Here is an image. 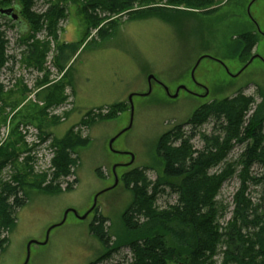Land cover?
Instances as JSON below:
<instances>
[{
	"label": "rangeland",
	"instance_id": "1",
	"mask_svg": "<svg viewBox=\"0 0 264 264\" xmlns=\"http://www.w3.org/2000/svg\"><path fill=\"white\" fill-rule=\"evenodd\" d=\"M19 1L0 0V11L19 10V21L5 23L8 18L3 19L4 25L12 26L5 25L3 30L9 41L7 54L15 60L9 59L0 69V83L5 86L0 101V149L16 150L17 159L0 172V188L7 182L20 183L19 197L24 198L25 206L16 210L13 230L3 233L7 243L0 264H24L31 242L35 244L29 264H93L108 252L91 231L96 219L104 218V231L111 236L112 246L124 233L123 215L133 200L124 177L144 170L152 183L165 178L157 154L162 136L178 126L189 135V120L207 104L244 96L253 101L249 117L264 105V0L252 5L251 18L248 7L252 0H137L132 10H142L144 15H114L98 6L95 10L88 7L99 0H40L34 13L43 15L58 7L63 17L58 23L49 22L52 30L45 28L31 38L25 36L27 25ZM95 15L101 19L98 27L92 19ZM24 39L25 45L21 44ZM31 44L37 47L34 57L28 51ZM66 46L78 52L61 68L57 57ZM203 56L216 61L204 59L194 81L192 71ZM254 56L258 58L242 72ZM221 63L230 75H239L230 76ZM150 77L155 78L151 94L144 96L150 90ZM199 86L208 89L206 98L180 91L172 99L164 89L173 96L186 87L203 96L205 91ZM53 98L64 100L51 104ZM131 122L130 130L111 149V140ZM215 127L216 122L210 120L197 131L191 141L194 149L205 147L202 135L211 136ZM70 134L73 140L90 142L72 153L76 167L71 174L54 180L56 143ZM243 150V145H236L229 161L239 159ZM224 165L210 174H220ZM115 167L118 186L107 191L115 184ZM261 172L258 167L253 169V175ZM239 187L235 176L218 197L227 209L223 225L232 218ZM263 190L251 186L255 204L263 202L264 206ZM99 194L97 208L86 220L70 212L84 216ZM176 201L177 196L167 193L157 205L166 209ZM132 257L129 249L122 248L101 264H132ZM216 260L220 264L222 257Z\"/></svg>",
	"mask_w": 264,
	"mask_h": 264
},
{
	"label": "trees",
	"instance_id": "2",
	"mask_svg": "<svg viewBox=\"0 0 264 264\" xmlns=\"http://www.w3.org/2000/svg\"><path fill=\"white\" fill-rule=\"evenodd\" d=\"M38 1H19L21 17L27 25L25 36L36 35L48 27L52 30L53 24L49 26V22L58 23L63 17L62 10L57 11L58 7L43 15L34 13L33 8ZM136 2L99 0L96 5L88 7L95 10L98 6L114 15L122 12L144 15L146 12L142 10H132ZM185 2L195 3L196 0ZM51 16L53 19L49 20ZM3 19L5 17L0 14V69L9 59L15 60L7 54L9 41L6 30H3L6 25ZM92 19L95 27L101 24L96 15ZM11 22V19L5 21ZM6 28L12 26L6 25ZM250 40L253 42L254 39ZM21 44H26L25 39ZM36 48L34 44L28 46L31 57L36 56ZM59 51L57 64L61 68L67 67L78 52L69 46L61 47ZM35 67L42 69L40 65ZM4 93L5 86L0 83V101ZM63 100L53 98L51 104H60ZM252 103V99L239 96L204 105L189 120V135L184 133L182 126H178L162 136L157 154L162 160L165 178L152 183L144 170H134L124 177L133 196L123 215L124 233L112 246L111 236L104 231V218L96 219L91 231L108 252L93 264L110 260L112 254L122 248L132 253V264H218L217 257H222L220 264H264V206L263 202L255 204L250 197L251 186L264 189V105L249 117ZM210 120L216 122L214 133L202 135L205 147L194 149L191 141ZM73 139L70 134L67 139L56 143L58 150L52 164L54 180L71 174L76 167L72 153L90 142ZM236 145H243L244 150L239 159L229 161ZM16 159V150L0 149V172L9 164L13 165ZM222 164L225 165L220 174H210ZM255 167L262 171L260 175H253ZM235 176L240 180V187L233 199L232 218L223 225L221 220L226 217L227 209L222 208L218 197L224 185ZM21 190L20 183L14 186L7 182L0 188V253L7 243L2 238L3 233L13 230L17 222L16 210L25 206L24 198L19 197ZM167 193L177 196L176 204L161 209L157 205L158 200Z\"/></svg>",
	"mask_w": 264,
	"mask_h": 264
},
{
	"label": "water",
	"instance_id": "3",
	"mask_svg": "<svg viewBox=\"0 0 264 264\" xmlns=\"http://www.w3.org/2000/svg\"><path fill=\"white\" fill-rule=\"evenodd\" d=\"M256 1H257V0H252V1L250 2V4H249V7H248V15H249L250 18H251V14H250L251 7H252V5H253ZM0 14L3 15V16H5V17L10 18V19L13 20V21H19V12L16 11V10H14V9H6V10H2V11H0ZM257 28H258V27H257ZM257 33H258V34H261L259 29H258ZM257 58H258V57H256V56L252 57L251 60L245 65V67H244V69L242 70V72H243L245 69H247V68H248V67L254 62V60L257 59ZM204 59H210V60L216 61L215 59H213V58L210 57V56H203L202 58H200V59L198 60L197 64H196L195 68L193 69L192 74H191V75H192V79H193L194 81H195V78H194L195 72H196L197 68L199 67L200 63H201ZM221 64H222V63H221ZM222 65H223V67L225 68L226 72L230 75V73H229L227 67H226L224 64H222ZM242 72H241V73H242ZM241 73H240V74H241ZM238 75H239V74H238ZM238 75H237V76H238ZM230 76H232V75H230ZM237 76H232V77H235V78H236ZM152 80H155V78H154V77H150V78H149L150 90H149V92H148L147 94H145L144 96H149V95L151 94V82H152ZM164 89H165V91L167 92L168 96H169L170 98H172V99H176V98L178 97L180 91H186V92H188L190 95H193V96H194V94H193L192 92L188 91L186 87H181V88H179V89L177 90L176 94L173 95V96L170 95V92H169V90H168L167 87H164ZM208 95H209V91H208V89L205 88V94H204L203 96L201 95V96H199V97H200V98H206ZM195 96H196V95H195ZM133 97H134V96H131V97L129 98L130 110H131L132 113H133V104H132ZM197 97H198V96H197ZM131 126H132V122H131V125L129 126V128H127V129L124 130L122 133H120L117 137H115L113 140H111V142H110V148H111V149H113V145H114L115 141H116V140H117V139H118L123 133L127 132L128 130H130ZM133 162H134V157L132 156V162H131V164H132ZM131 164H130V165H131ZM130 165H129V166H130ZM116 169H117L116 167L113 168L114 177H115V184H114V186H113L112 188H110V189L107 190V191L113 190V189H115V188L118 186V181H119V180H118V177H117V174H116ZM107 191H105V192H107ZM105 192H103V193H105ZM103 193H101V194H103ZM101 194H99V195L96 197V199H95V203H94V206H93V207L91 208V210H90L87 214H85L84 216H79V215L77 214V212H75V211H70V212H73V213H74V214H75L80 220H82V221L86 220V219H87L92 213L95 212V210H96V208H97L98 197H99ZM68 213H69V212H68ZM68 213L66 214V216L68 215ZM65 219H66V218H65ZM64 222H65V220H64L60 225L64 224ZM50 231H51V230H50ZM50 231H49V233H48V236H49V234H50ZM47 241H48V237H47L46 243H47ZM46 243H45V244H46ZM33 244H35V243H34V242H31V243L28 244V248H27V258H26V261H25L24 264H29V261H30V249H31V247H32Z\"/></svg>",
	"mask_w": 264,
	"mask_h": 264
},
{
	"label": "flooded vegetation",
	"instance_id": "4",
	"mask_svg": "<svg viewBox=\"0 0 264 264\" xmlns=\"http://www.w3.org/2000/svg\"><path fill=\"white\" fill-rule=\"evenodd\" d=\"M12 9H14V8H12ZM17 9V8H16ZM16 9H14V10H16ZM16 11H19L18 9L16 10ZM8 18V17H7ZM8 19H10V18H8ZM19 24V26H22L21 25V23H18ZM199 88H201L203 91H205V87L204 86H199ZM193 94H194V97H197L198 96V98H199V96H201V95H199V94H196V93H194V92H192ZM196 95V96H195ZM193 96V95H192Z\"/></svg>",
	"mask_w": 264,
	"mask_h": 264
}]
</instances>
